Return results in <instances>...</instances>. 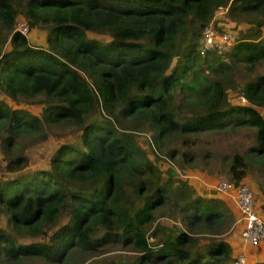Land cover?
I'll use <instances>...</instances> for the list:
<instances>
[{
  "label": "trees",
  "instance_id": "16d2710c",
  "mask_svg": "<svg viewBox=\"0 0 264 264\" xmlns=\"http://www.w3.org/2000/svg\"><path fill=\"white\" fill-rule=\"evenodd\" d=\"M206 26L234 42L203 47ZM0 90L42 107L0 99L11 171L25 137L79 129L50 170L0 180V264H81L119 244L136 253L130 264H234L226 200L200 195L175 168L162 176L138 134L163 151L250 129L254 145L230 178L246 182L256 164L264 191V0H0ZM167 155L189 168L199 157L193 147Z\"/></svg>",
  "mask_w": 264,
  "mask_h": 264
},
{
  "label": "rangeland",
  "instance_id": "374dc122",
  "mask_svg": "<svg viewBox=\"0 0 264 264\" xmlns=\"http://www.w3.org/2000/svg\"><path fill=\"white\" fill-rule=\"evenodd\" d=\"M28 35L32 36V44L39 45L41 43L42 40L40 31H31ZM89 35L91 37H94L95 35L96 37L100 38V36L96 34L91 33ZM244 71V69L237 68L233 73V76L239 75ZM228 98L232 103H235L238 99L236 92L233 90L228 91ZM0 99L4 100L8 104L26 107L34 114H40L41 112L42 107L40 104H15V102L10 100V98L6 96L1 90ZM78 132L79 129L68 127L51 129L49 131L46 130L45 134L40 137H25V139L21 141L20 145L22 146V165L19 167V169L12 171L7 168V164L11 163L14 157L10 158L9 156L5 155L0 146V180L14 178L18 175H26L32 171L40 169L50 170L51 158L59 149L61 144H65L66 142L77 144L76 142H79L77 140ZM239 132L242 133L238 134ZM250 132H252L250 129L242 128L236 132L222 130L218 134L203 133L199 135V141L192 146H182L180 141H175L172 142L167 148H164L163 151L150 142L151 138L148 132L139 134L137 133L139 145L146 149L149 153L150 159L157 163L159 169L162 172V176L165 175L166 172L169 173L170 168H175L179 173V177H181L183 180H186L189 185L200 195L205 197H221L226 200L231 210L234 212L235 218H237L234 224L235 229L228 234L227 239L232 246L234 257H236L238 254L245 255V264H251L252 262L259 259H264V250L262 249L264 247V242H262L263 247H261L262 243L256 247H251L248 244L244 245L242 243L240 239L242 219L237 212L238 209H235L234 200L228 199L218 194L215 190H213L212 186L220 180H228L233 182L230 178L232 175L230 173L231 164L234 163V166L238 167L237 170H242L240 165L235 162V156L246 157V154L249 153L248 148L253 144V140L249 135ZM172 147L179 148L180 150H189L192 147L196 148L199 157L195 165L189 168L186 164H181L176 157L171 160L167 155V150H172ZM256 168V164L245 168L247 175L243 180L247 183L242 182V184H246L250 187L253 192V196L256 195V198L254 197V199L258 204L259 198L262 196V194L264 195V191L261 188L262 178L259 176V172L256 170ZM4 219L5 218L0 219V224H3ZM135 255V252L129 251V249L124 248L123 245L119 244L118 246H108L104 248L97 256L89 258L85 262H81V264H130V262H133V257ZM258 255L262 256L258 257Z\"/></svg>",
  "mask_w": 264,
  "mask_h": 264
},
{
  "label": "built area",
  "instance_id": "2783aa9c",
  "mask_svg": "<svg viewBox=\"0 0 264 264\" xmlns=\"http://www.w3.org/2000/svg\"><path fill=\"white\" fill-rule=\"evenodd\" d=\"M17 29L22 34H26L29 30L25 22H20ZM204 30L206 39L203 47L218 48L223 44L231 45L235 40L234 34L218 33L212 26H206ZM212 187L218 194L234 200L242 219L240 237L243 242L254 247L264 242V217L255 208V199L250 187L246 184L235 185L226 180H220ZM234 264H245L244 254H238Z\"/></svg>",
  "mask_w": 264,
  "mask_h": 264
},
{
  "label": "crops",
  "instance_id": "0c3cea01",
  "mask_svg": "<svg viewBox=\"0 0 264 264\" xmlns=\"http://www.w3.org/2000/svg\"><path fill=\"white\" fill-rule=\"evenodd\" d=\"M226 181H228V180H226ZM229 182H230V181H229ZM231 183L235 184L234 182H231ZM235 185H239V184H235ZM234 205H235V203H234ZM255 207H256L258 213H260V215L264 217V211H263L264 209H263L262 202L259 201V203L257 204L256 201H255ZM235 209H237V208H236V205H235ZM237 212H238V210H237ZM237 223H238V222H237ZM240 239H241L242 243L245 245L246 243L243 242V240H242L241 237H240ZM261 243H262V242H261ZM261 243H260V244H261ZM260 244H259V245H260ZM259 245H258V246H259ZM261 245H262L261 247H263V243H262ZM251 247H254V246H251ZM262 249L264 250V247H263ZM243 250H244V248H243ZM244 256H245V255H244ZM261 256H262V255H258V257H261ZM254 257H256V256H254ZM245 260H246V259H245ZM260 260H261V259H259V260H257V261H260ZM262 260H264V259H262ZM257 261H254V262H257ZM254 262H252V263H254ZM252 263H251V264H252Z\"/></svg>",
  "mask_w": 264,
  "mask_h": 264
}]
</instances>
